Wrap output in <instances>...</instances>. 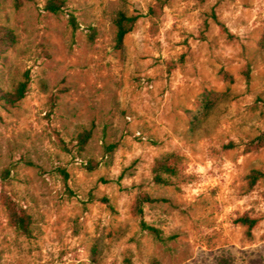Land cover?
I'll list each match as a JSON object with an SVG mask.
<instances>
[{
	"label": "rangeland",
	"instance_id": "rangeland-1",
	"mask_svg": "<svg viewBox=\"0 0 264 264\" xmlns=\"http://www.w3.org/2000/svg\"><path fill=\"white\" fill-rule=\"evenodd\" d=\"M47 1L0 3L17 36L0 86L30 76L16 106L0 103V264H264V178L248 188L264 171V0H67L59 13ZM120 11L138 20L118 48ZM207 91L229 97L193 125ZM168 153L186 180L160 185ZM141 193L167 242L142 229ZM6 196L32 235L10 225ZM244 215L260 218L250 234Z\"/></svg>",
	"mask_w": 264,
	"mask_h": 264
},
{
	"label": "trees",
	"instance_id": "trees-1",
	"mask_svg": "<svg viewBox=\"0 0 264 264\" xmlns=\"http://www.w3.org/2000/svg\"><path fill=\"white\" fill-rule=\"evenodd\" d=\"M23 1L24 0H15V6L20 7L23 4ZM168 1L170 0H161L160 6L167 3ZM66 3L67 0H48L45 5V9L53 13H59L64 9ZM137 20V15H128L124 11H120L117 14L115 19V24L117 28L115 40L116 46L118 48L123 47L126 35L132 31ZM69 23L72 26L73 31L76 32V30L79 28V23L73 13L70 14ZM96 31L97 30L95 28H91V32H89L88 37L91 42H94L96 39ZM16 43L17 36L14 30L8 26L0 25V56L4 51L9 49L10 47H13ZM29 84L30 76L27 72L25 74L24 80L16 83L11 90H4V88L0 86V103L4 106H16L27 95V92L29 90ZM228 97L229 93L227 92H204L199 100V108L197 109V111L192 112V124H200L213 112V110L220 102L226 100ZM91 137L92 130L90 129H85L78 135L77 144L79 146V150H83L86 148ZM261 139H264V137H261ZM105 147L106 152L110 153L114 150L115 145L107 144ZM180 163L181 158L175 153H168L165 156L157 158L152 168L154 182L160 185H171L176 184L178 181L186 180V176L179 168ZM96 166L92 167L91 165L90 168L93 169ZM62 171L66 176L68 175L66 170L63 169ZM6 172L9 173V170H7ZM263 178L264 171L260 169H253L248 175L249 190L253 189L257 182ZM154 201H156V199L153 198L150 194L141 193L136 198L133 210L135 214L141 217L142 229L152 234L156 238V240L165 243L169 239H171V237H166L159 228L149 224L144 219V205L146 203ZM3 202L8 212L10 225L14 227L19 234L27 236L32 235V215L28 213L25 209H19L15 201L8 196L4 197ZM236 221L246 226L247 232L250 234L252 229L259 223L260 218L244 215L239 217Z\"/></svg>",
	"mask_w": 264,
	"mask_h": 264
}]
</instances>
